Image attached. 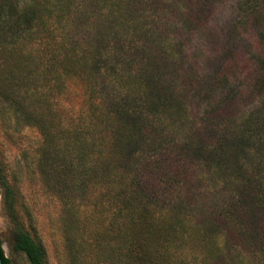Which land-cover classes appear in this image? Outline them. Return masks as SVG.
<instances>
[{
	"label": "trees",
	"instance_id": "1",
	"mask_svg": "<svg viewBox=\"0 0 264 264\" xmlns=\"http://www.w3.org/2000/svg\"><path fill=\"white\" fill-rule=\"evenodd\" d=\"M218 1L0 0V97H28L48 118L26 121L60 142L49 186L67 204L69 264H252L253 244L264 259V57L218 85L173 57L177 31L205 30ZM245 4L244 24L264 0ZM69 81L90 95L60 125L52 98ZM13 246L46 264L28 233Z\"/></svg>",
	"mask_w": 264,
	"mask_h": 264
},
{
	"label": "rangeland",
	"instance_id": "2",
	"mask_svg": "<svg viewBox=\"0 0 264 264\" xmlns=\"http://www.w3.org/2000/svg\"><path fill=\"white\" fill-rule=\"evenodd\" d=\"M245 1L219 0L205 30L177 31L179 44H170L175 45L173 57L178 60L183 57L185 65L191 61L193 69L209 75L216 85L224 78L222 75L227 74L228 66L235 68L228 77L235 83L258 69L264 57V7L256 11L253 20L240 23L246 9ZM247 60H250L248 67ZM65 84L52 98V110L60 125L76 124L79 113L86 108L84 98L86 100L90 94L83 93L78 81ZM28 100L22 96L18 101L23 108L19 109L13 101L0 97V245L8 264H30L13 246L16 231L22 230L44 250L46 264H69L68 253L75 250V244L70 245L69 241L67 204L49 186L52 183L51 167H55L53 146H59L60 142L42 134L37 125L26 121L33 115L39 116L34 117L38 122L48 118L43 113L32 112ZM203 106L204 102L193 100L190 105L192 116L198 117ZM56 172L54 179L58 186L54 185L62 188L60 182L63 180L66 185L67 178L61 168H56ZM241 251L250 263L264 264L254 244L242 247Z\"/></svg>",
	"mask_w": 264,
	"mask_h": 264
},
{
	"label": "water",
	"instance_id": "3",
	"mask_svg": "<svg viewBox=\"0 0 264 264\" xmlns=\"http://www.w3.org/2000/svg\"><path fill=\"white\" fill-rule=\"evenodd\" d=\"M0 264H3V263H2V259H1V255H0Z\"/></svg>",
	"mask_w": 264,
	"mask_h": 264
}]
</instances>
